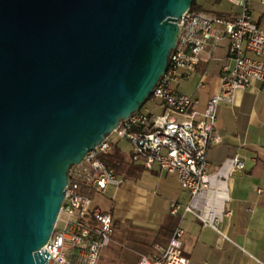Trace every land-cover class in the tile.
<instances>
[{
  "label": "water",
  "instance_id": "1",
  "mask_svg": "<svg viewBox=\"0 0 264 264\" xmlns=\"http://www.w3.org/2000/svg\"><path fill=\"white\" fill-rule=\"evenodd\" d=\"M195 0H0V264H46L80 163L141 108Z\"/></svg>",
  "mask_w": 264,
  "mask_h": 264
},
{
  "label": "built area",
  "instance_id": "2",
  "mask_svg": "<svg viewBox=\"0 0 264 264\" xmlns=\"http://www.w3.org/2000/svg\"><path fill=\"white\" fill-rule=\"evenodd\" d=\"M227 1L238 8L235 16L191 6L178 18L177 39L168 66L146 102L122 119L80 163L69 168L53 234L41 249L47 256L46 264H98L117 223L110 211L95 202L94 195L105 194L110 186L125 182L104 160L123 140L131 145L134 163L177 176L188 192L186 202H170L171 215L181 220L190 215L216 230L219 238H228L223 225L230 212L231 178L244 169L245 163L235 156L214 165L208 159V149L222 140L215 132L218 107L233 103L239 90L256 81L264 82V27L253 15V0ZM223 37L229 38L232 64L224 66L219 91L200 111L195 107L199 101L178 86L197 72L202 54ZM181 220L169 243H156L137 264H189L183 251L186 229Z\"/></svg>",
  "mask_w": 264,
  "mask_h": 264
},
{
  "label": "crops",
  "instance_id": "3",
  "mask_svg": "<svg viewBox=\"0 0 264 264\" xmlns=\"http://www.w3.org/2000/svg\"><path fill=\"white\" fill-rule=\"evenodd\" d=\"M252 10L255 19L264 27L262 0H253ZM238 11V8L232 5L230 8H221L216 14L235 16ZM229 44V38L223 37L216 46H209L201 56L197 72L182 80L178 86L181 91L193 95L199 101L195 107L200 111L205 109L209 98L219 91L224 66L232 64L228 53ZM200 82H203V86L199 85ZM215 132L222 136V140L209 147L208 159L214 165H219L227 158L239 156L245 163L244 169L236 172L231 178V200L227 205L230 212L223 225L228 235L227 239L219 238L216 230L204 226L190 215L181 220L168 211L165 218L159 211H153L155 193L148 192L130 181L142 177L143 171L147 169L132 163L130 144L128 148L121 143L126 163L117 170L125 178V182L121 186H110L105 194L113 190L118 205L128 202L132 207L145 209L144 220L154 222L161 230L164 228L163 234L154 245L156 243L167 245L181 220L186 229L183 251L189 259V264H262L264 263V82L256 81L251 87L239 90L233 103H222L218 107ZM147 170L165 179V193L174 197L172 200L182 202L188 200L189 194L186 190L174 191L173 179L179 182L177 176L162 174L157 168ZM125 198L128 200H124ZM112 210L110 212L115 217ZM147 212H151V216ZM115 219L117 223V218ZM152 250L146 249L142 254H150Z\"/></svg>",
  "mask_w": 264,
  "mask_h": 264
},
{
  "label": "rangeland",
  "instance_id": "4",
  "mask_svg": "<svg viewBox=\"0 0 264 264\" xmlns=\"http://www.w3.org/2000/svg\"><path fill=\"white\" fill-rule=\"evenodd\" d=\"M199 8L205 10L218 11L221 8H230L232 5L226 0H197ZM122 145L129 148V142L123 140ZM132 162V161H131ZM133 163V162H132ZM159 174V173H158ZM168 176V175H164ZM170 176V175H169ZM164 178H160L145 169L142 177L130 180L137 186L155 193L153 211H159L161 216L167 217L170 202L174 197L165 193ZM174 191L185 190L181 184L173 179ZM95 201L98 202L105 210H112L117 218V225L110 243L103 248L98 260V264H137L142 253L146 249H153L154 243L163 234L154 222L145 221V209L132 207L128 202L118 205L113 190L107 194L97 193L94 195ZM124 200H128L125 198ZM118 205V206H117ZM149 216H151V212Z\"/></svg>",
  "mask_w": 264,
  "mask_h": 264
},
{
  "label": "trees",
  "instance_id": "5",
  "mask_svg": "<svg viewBox=\"0 0 264 264\" xmlns=\"http://www.w3.org/2000/svg\"><path fill=\"white\" fill-rule=\"evenodd\" d=\"M192 7L193 8H199V4H198L197 0L194 1ZM121 148H123V147H122L121 142H120L119 144L115 145L114 149L112 150V152L109 155L104 157V160L109 165L115 167L117 170H120L122 165H124V163H126L125 155H124V152Z\"/></svg>",
  "mask_w": 264,
  "mask_h": 264
}]
</instances>
